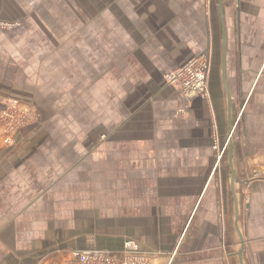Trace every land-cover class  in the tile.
Returning <instances> with one entry per match:
<instances>
[{"label":"crops","instance_id":"1","mask_svg":"<svg viewBox=\"0 0 264 264\" xmlns=\"http://www.w3.org/2000/svg\"><path fill=\"white\" fill-rule=\"evenodd\" d=\"M32 1L0 0V22L25 19ZM222 2L225 70L218 0H119L121 23L106 9L107 34L123 35L111 44L126 51L107 138L58 140L70 127L43 122L33 53L20 52L33 43L0 26V264H67L87 248L121 256L129 242L145 264H264V0ZM204 51L210 96L186 99L166 78ZM13 104L41 123L7 139L1 114Z\"/></svg>","mask_w":264,"mask_h":264},{"label":"rangeland","instance_id":"2","mask_svg":"<svg viewBox=\"0 0 264 264\" xmlns=\"http://www.w3.org/2000/svg\"><path fill=\"white\" fill-rule=\"evenodd\" d=\"M60 1L34 0L24 3L26 18L15 23L6 22L2 27H7L10 31L21 30L18 34L19 41L33 43V49L20 52L24 58L26 53H33L30 60L32 67L29 71L34 74V88L36 87V93L45 104L49 105L43 111L46 112L42 114L43 122L45 118L48 119L49 127L52 125L57 127L54 131L59 130L60 126L70 127L68 132H58V140H80L85 139V135H90L91 138L94 136L95 139L107 138L110 133L108 130L120 117L119 97L122 100L126 87L125 74L122 72L126 67L123 66L126 51L117 50V43L114 46L111 44L115 40L119 41L123 35H115L117 36L115 39V36L107 34L106 31L107 8L114 15L119 14L117 20L122 22L119 17L121 11L119 0L115 2L109 0L107 4L106 0H91L94 6L96 5V12L94 9L91 11L90 0H65L62 5ZM79 14L81 20L78 18ZM91 15L92 17L97 15L98 34L92 32L94 25L93 27L91 25L97 21L91 20ZM112 18L110 16L109 20ZM120 23L116 26H122ZM58 29H64L68 37L66 52L63 45L59 47L61 43L57 37ZM78 29L83 36L82 51H76V39L80 37ZM23 66L25 67V63ZM52 80H56L60 85H53ZM46 95L49 97H45ZM51 100L55 102L52 103ZM17 108L18 116L24 120L25 126L19 127V123L14 122L13 127L17 126L21 131L40 125L41 115L36 109L24 106L21 108L18 105ZM95 128L99 130L89 132ZM3 132L5 133L4 124ZM52 133L51 136H55ZM227 143V140L219 143L221 151L228 149ZM225 153L219 154L222 160L227 157Z\"/></svg>","mask_w":264,"mask_h":264},{"label":"built area","instance_id":"3","mask_svg":"<svg viewBox=\"0 0 264 264\" xmlns=\"http://www.w3.org/2000/svg\"><path fill=\"white\" fill-rule=\"evenodd\" d=\"M1 26L5 24L0 22ZM212 64L211 55L204 51L201 54L191 58L185 66L172 71L166 78L169 85L181 90V93L187 99L209 98V77ZM17 105H10L9 108L1 114L2 125H5V132L10 137L18 128L13 127L14 122L19 123V127H24V120L18 116ZM17 128V129H16ZM216 149L218 146L215 145ZM225 149L221 151L223 154ZM256 176L259 172H255ZM123 255L118 256L115 252L101 248H87L80 250L68 260L67 264H145L146 252L137 250L132 242L126 244Z\"/></svg>","mask_w":264,"mask_h":264},{"label":"water","instance_id":"4","mask_svg":"<svg viewBox=\"0 0 264 264\" xmlns=\"http://www.w3.org/2000/svg\"><path fill=\"white\" fill-rule=\"evenodd\" d=\"M219 2V5H220V16L222 17V20H223V33H224V40H223V48H224V52H223V64H224V70H225V56H226V48H225V45H226V37H227V33L225 32V27H224V17H223V10H224V5H223V2L222 0H218ZM226 84V83H225ZM227 88V87H226ZM228 90V89H227ZM229 109H230V117H229V121H230V136L231 137V133L233 131L232 129V125H231V96L229 94ZM231 138H229L230 140ZM232 140H230V143H231ZM232 153V146L230 147V165H231V168H232V171H233V177H232V181L234 183L235 181V178H236V172L234 171V168H233V155L231 154ZM237 217H238V209H237V213H236ZM239 218V217H238ZM238 218H237V223H238ZM241 234V233H240ZM241 239H242V247L244 248V239H243V236L241 234ZM242 254V252L240 253Z\"/></svg>","mask_w":264,"mask_h":264}]
</instances>
